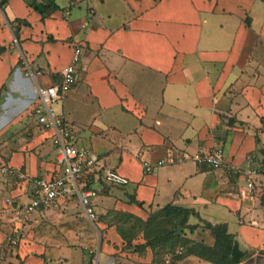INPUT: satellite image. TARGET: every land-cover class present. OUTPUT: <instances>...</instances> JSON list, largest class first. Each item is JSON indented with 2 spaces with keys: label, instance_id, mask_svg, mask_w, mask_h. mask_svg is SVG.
Here are the masks:
<instances>
[{
  "label": "crops",
  "instance_id": "0c3cea01",
  "mask_svg": "<svg viewBox=\"0 0 264 264\" xmlns=\"http://www.w3.org/2000/svg\"><path fill=\"white\" fill-rule=\"evenodd\" d=\"M34 4L48 7L42 13ZM0 44V253L24 226L6 198L24 203L32 195L30 183L14 182L1 166L28 176L59 172L52 130L28 110L37 102L36 87L59 79L76 45L75 83L60 99L69 108L56 112L79 146L129 177L103 194L88 186L95 212L97 200L138 210L134 198L194 208L211 222L218 214L232 233L230 222L237 223L238 240L244 227L264 233V204L245 193L242 173L249 165L257 171L263 159V0H0ZM216 147L236 168L192 159ZM173 150L186 158L144 171L143 159ZM34 212L43 211L30 217ZM254 241L248 248L264 247V240ZM24 258L46 264L42 256ZM72 262L85 264L75 256ZM177 264L211 263L191 255Z\"/></svg>",
  "mask_w": 264,
  "mask_h": 264
},
{
  "label": "rangeland",
  "instance_id": "374dc122",
  "mask_svg": "<svg viewBox=\"0 0 264 264\" xmlns=\"http://www.w3.org/2000/svg\"><path fill=\"white\" fill-rule=\"evenodd\" d=\"M50 105L55 112L63 107V111L66 113L69 108L65 100H58ZM30 108L31 110H28V113L31 114L32 112L35 116L34 106ZM88 118L89 116L85 111L82 112L78 120L84 123L87 122ZM95 123L97 122L95 121ZM105 148L104 146L101 147L100 151H104ZM56 154L57 149L54 147L53 157ZM242 173L245 178L244 171ZM88 180L92 181L90 184L100 194L115 188L121 189V187L106 183L95 173H92ZM254 184L256 188L251 193L247 189L245 193L252 196L258 203L257 198L259 197L260 200L264 193L262 165L257 169ZM131 185L132 183L128 184V188ZM95 206V217L90 218L84 211L85 209L78 197L72 196L62 201L53 202L41 213L36 214L34 212L35 214L33 213L29 217L31 220L28 219L23 223V228H19L23 234L16 242H12L10 237H15L14 233L17 228L6 239L5 244L10 250L6 253H0V262L27 264V259L24 258V255L25 257L27 255L28 257L42 256L46 264L49 262L51 264H71L75 263L72 262V258L75 256L83 260L85 264H91L93 253L90 252V249L99 253L101 261L109 260L111 264H171L172 262L177 264L187 256H191L185 255L182 258H177L184 249L180 244L174 245V251L168 247L161 248L159 245L155 248L143 245L146 239L141 227L142 220L137 217L144 220L148 219L161 206L141 205L140 209L131 211L117 208L116 203L105 205L100 200L95 202ZM124 211L132 215L124 214ZM217 216L218 214H213L210 219L214 223L222 221ZM189 221L192 223L198 222V228L192 234L188 231H185L184 234L191 236L194 240H202L208 244L213 242V236L202 221L199 222L197 217L193 216L190 217ZM230 229L236 233L238 231L237 223L230 222ZM242 230L248 234V236L247 234L243 236L240 232L238 236L242 246L247 249V255L242 260V264H253L247 262V260L257 253L264 254V247L256 251L248 248V246L255 242L254 240H264V233L257 234L248 227H244ZM197 258L200 257L197 256ZM200 260L213 264L203 258H200Z\"/></svg>",
  "mask_w": 264,
  "mask_h": 264
},
{
  "label": "built area",
  "instance_id": "2783aa9c",
  "mask_svg": "<svg viewBox=\"0 0 264 264\" xmlns=\"http://www.w3.org/2000/svg\"><path fill=\"white\" fill-rule=\"evenodd\" d=\"M80 56V49L76 45L70 63L59 71V79L45 86H37V102L34 104L36 119L44 129L52 130V143L57 149V162L59 172L54 175L28 176L18 172L16 167L2 165L1 171L7 176H14V182L25 181L32 186V195L28 201L18 203L13 198H6L11 213L15 220L22 224L33 211H43L55 201H62L72 196H77L83 205L86 214L90 218L95 217V210L91 204L90 196L95 195V190L88 187V177L95 173L109 184L124 185L129 182V177L115 167L101 162L91 148L79 146L73 138L72 129L65 122L50 104L57 102L73 87L75 83L76 62ZM39 73V71H38ZM32 74V72H31ZM186 155L181 151H170L165 156L151 161L142 160V166L146 173L152 172L156 167L181 161ZM192 159L197 163L207 164L213 167L225 166L236 168V164L224 157L220 147L208 151H198L192 155ZM255 167L249 165L244 169L246 186L251 193L254 187ZM4 181L7 177L4 176ZM15 237H10L12 242L23 234L19 227L14 233ZM93 253L91 264H111L109 260L101 261L99 253L90 249Z\"/></svg>",
  "mask_w": 264,
  "mask_h": 264
},
{
  "label": "trees",
  "instance_id": "16d2710c",
  "mask_svg": "<svg viewBox=\"0 0 264 264\" xmlns=\"http://www.w3.org/2000/svg\"><path fill=\"white\" fill-rule=\"evenodd\" d=\"M33 6L42 13L44 8L48 7L47 4H43L42 6L34 4ZM51 6L56 7L57 5L52 3ZM3 50L4 47L0 44V53ZM262 153V167L264 174V148H262ZM91 182L92 181L88 180V186ZM129 201L136 202L139 206L142 205L141 201H136L134 198ZM261 202L264 204V193L262 194ZM123 213L132 215L125 211ZM191 216L197 217L199 222L202 221L204 223V226L213 236L212 243L208 244L202 240H194L191 236L184 234L185 231L192 234L198 228V222L192 223L189 221ZM161 217L163 218L161 219ZM137 218L142 220L141 227L143 228L142 230L146 239L143 245L150 246L151 248H155L159 245L161 248L168 247L170 250L174 251V245L180 244L184 249L177 258H182L185 255H195L208 260L213 264H242V260L247 255V249L242 246L235 233L228 230L226 222L214 223L208 221L194 208L167 203L152 213L148 219L144 220L139 217ZM171 264H174V262Z\"/></svg>",
  "mask_w": 264,
  "mask_h": 264
},
{
  "label": "water",
  "instance_id": "95a60500",
  "mask_svg": "<svg viewBox=\"0 0 264 264\" xmlns=\"http://www.w3.org/2000/svg\"><path fill=\"white\" fill-rule=\"evenodd\" d=\"M247 262H252L253 264H264V254L257 253L254 257H250Z\"/></svg>",
  "mask_w": 264,
  "mask_h": 264
}]
</instances>
